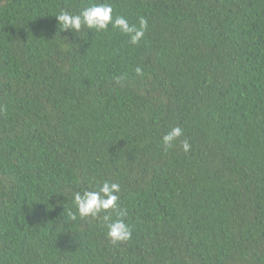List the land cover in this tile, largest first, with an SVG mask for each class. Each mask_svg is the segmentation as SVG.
<instances>
[{"label": "trees", "instance_id": "trees-1", "mask_svg": "<svg viewBox=\"0 0 264 264\" xmlns=\"http://www.w3.org/2000/svg\"><path fill=\"white\" fill-rule=\"evenodd\" d=\"M93 2L0 0V264H264V0H108L135 46ZM104 180L127 242L65 222Z\"/></svg>", "mask_w": 264, "mask_h": 264}, {"label": "clouds", "instance_id": "clouds-1", "mask_svg": "<svg viewBox=\"0 0 264 264\" xmlns=\"http://www.w3.org/2000/svg\"><path fill=\"white\" fill-rule=\"evenodd\" d=\"M113 4L108 0H96L88 6L81 9L77 14L59 10L54 16L62 31H68L73 34L81 32L82 29L95 30V32H104L111 26L113 31H119L126 35L128 43L135 46L145 38L148 29V21L140 17L138 24H132L123 15L113 16ZM137 76L143 75V69H135ZM183 134L180 127L172 128L162 137V144L165 150L172 147L174 142ZM182 148L187 152L190 148L189 143L185 140ZM120 185L116 182L104 180L96 186L94 190L84 189L72 194V202L76 211H69L67 221H76L80 219L93 218L102 219L107 229L106 238L112 244L127 242L132 238V229L125 222L123 217L126 212L119 208ZM63 196V195H62ZM64 197V196H63ZM65 198V197H64Z\"/></svg>", "mask_w": 264, "mask_h": 264}]
</instances>
